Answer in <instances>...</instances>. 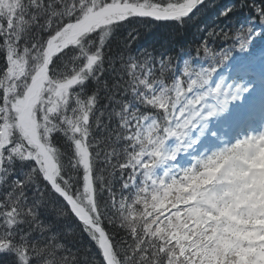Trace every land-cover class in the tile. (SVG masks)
I'll use <instances>...</instances> for the list:
<instances>
[{"label": "snow or ice", "instance_id": "obj_1", "mask_svg": "<svg viewBox=\"0 0 264 264\" xmlns=\"http://www.w3.org/2000/svg\"><path fill=\"white\" fill-rule=\"evenodd\" d=\"M246 6L264 25V3L239 5ZM208 9L230 20L237 5L217 0H0V51L6 62L0 71V125H11L0 142V254L5 264L9 258L12 264H80L79 249L73 250L69 239L77 230L93 243L99 256L94 264H201L198 247L175 236L180 230L173 218L189 205L170 204L165 194L203 170L177 172L170 162L197 143L191 139L194 130L204 135V122L215 116L224 83L209 86L217 71L211 67L186 88L179 78L169 86L154 77L155 57L147 50L143 58L134 56L131 44L140 35L135 28L140 21L172 22L168 26L183 29ZM125 24L133 27L119 42L120 51L108 55L110 38ZM255 24L219 26V33L225 39L234 36L243 49L240 33L247 30L250 41L259 35ZM25 60L46 70L52 81L43 109H35L40 132L47 131V140L39 135L38 142L16 128L12 111L27 85L12 94L17 82L11 72ZM159 63L164 64L163 53ZM102 99L108 104L101 105ZM141 106L162 114L142 113ZM172 138L178 143L169 152L165 145ZM121 141L126 142L122 149L117 147ZM157 167L165 168L162 178L155 175ZM117 179L118 197L113 190ZM124 218L142 223L131 230L121 225L127 236L117 239L105 225L115 228Z\"/></svg>", "mask_w": 264, "mask_h": 264}, {"label": "trees", "instance_id": "obj_2", "mask_svg": "<svg viewBox=\"0 0 264 264\" xmlns=\"http://www.w3.org/2000/svg\"><path fill=\"white\" fill-rule=\"evenodd\" d=\"M255 2L260 4L264 3V0H255ZM217 3L236 4L237 10L235 16L230 20L218 18L217 10L208 9L201 12L194 23L186 25L183 29H176L168 26L171 25L172 22L140 21L135 24V28L140 35L138 39L131 44V52L134 56L139 55L143 58L146 54L145 50H147V54L151 57H155V78L163 80L165 83H168L169 86L179 78L182 86L186 88L187 84L191 82V79L197 78L203 70L215 67L217 71L213 73V77L210 80V87L214 88L216 84L223 81L225 88L229 85L235 88L237 84H242L244 88L248 89L247 92L240 94L239 99L230 103L227 112L222 115L214 116L207 121L208 127L204 130L203 136L200 135L199 129L191 133V139L196 140L197 143L186 151L181 150L177 154L176 160L170 162L177 172H182L191 167L194 164L195 158L200 157L202 154H210L214 150L224 147L226 144L230 145L234 143H226L225 140L227 136L233 132V127L236 123L243 122L244 116L250 111L252 98L258 97L263 90L262 85L264 80L260 72H264V25L259 24L256 13L251 7H239L241 3L250 5L252 0H217ZM250 21L256 22L254 28L256 32H259V35H253L249 41L247 38V30L240 33V38L245 41L243 49H241L238 42L234 43V36L229 39L220 36L219 26L226 25L229 28L238 29L241 26H252L250 25ZM132 27V25L125 24V27L120 29V34L118 36L110 38L111 45L105 48V52L108 55H116L120 51L119 42L122 41L124 37H127ZM209 31H215L216 35L209 36ZM161 53L164 54V64L162 67L159 63ZM5 63L3 52L0 51V71L4 69ZM23 65L24 71L22 81H19L20 77H13L11 75L17 82L12 86V94H15L13 90L14 86L23 88L27 85L28 87V80L23 78L29 77L31 80L32 76L39 69L30 67L27 60L22 63L17 62L15 66L18 67ZM230 71L235 73L234 78L229 77ZM94 83L95 82H91L93 86ZM172 95L174 96L175 93ZM20 98L22 97H17L15 102L20 100ZM100 104L106 105L108 101L102 99ZM12 111L15 113L17 112L13 107ZM140 111L147 114H162V110L153 109L150 106H141ZM112 123L114 126L117 125V121H113ZM4 126H7L9 135L11 125H0V131ZM15 126L19 129L17 124ZM38 129L39 135V124ZM213 133H215V135H213ZM0 142H2L1 137ZM125 143V141H121L117 147L122 149ZM177 143L175 138L167 140L165 145L166 150L169 152L173 151ZM119 159H124L122 151ZM102 167V161H98L97 169H101ZM164 171V167H157L155 169V175L162 178ZM101 174L107 178V172ZM116 175L119 177V171H117ZM113 190L117 193L118 197L120 193L118 179L113 183ZM3 191L4 189L0 188V198L3 196ZM107 196L108 192L105 191L103 197L107 198ZM41 219L43 220L45 218L41 217ZM105 226L117 239L121 236H127V233L122 230L118 224H116L115 228L107 223ZM195 227L196 226L193 224L189 225L183 232L178 231L175 234L176 239L183 244H191L192 241L195 240V236L192 232H188L187 229H194ZM33 235L37 238L40 237V233H33ZM69 239L74 240V244L72 245L73 250L79 249L78 255L80 256V264H94V261L99 259L93 243L85 233L77 230V234L74 237L70 236ZM244 246H246V242L245 245H241V247ZM248 247L250 248L249 253L243 257L233 252L231 248L225 249L221 256L218 252L212 251L211 245L207 249L198 247L197 254L201 260V264H229L228 256L230 253L234 256L231 264H257L256 261L262 263V261L255 260L254 258V255L257 253V246L251 245ZM0 264H5L4 254H0ZM8 264H12L11 258L8 259Z\"/></svg>", "mask_w": 264, "mask_h": 264}, {"label": "clouds", "instance_id": "obj_3", "mask_svg": "<svg viewBox=\"0 0 264 264\" xmlns=\"http://www.w3.org/2000/svg\"><path fill=\"white\" fill-rule=\"evenodd\" d=\"M48 79L51 83V77ZM247 91L242 84L224 88L212 114H224L230 103ZM204 124L208 127L207 121ZM39 135L47 140V131ZM197 166L203 169L197 178L186 184L177 182L165 194L170 204L189 205L173 218L179 230L183 232L194 224L196 227L190 228L195 236L191 244L205 249L211 245L212 251L221 256L225 249L231 248L243 257L249 253L248 246L256 245L258 258H264V126L259 133H249L210 154H202L189 168ZM116 223L131 230L142 222L124 218ZM245 242L246 246L241 247ZM233 259L230 253L228 260Z\"/></svg>", "mask_w": 264, "mask_h": 264}, {"label": "rangeland", "instance_id": "obj_4", "mask_svg": "<svg viewBox=\"0 0 264 264\" xmlns=\"http://www.w3.org/2000/svg\"><path fill=\"white\" fill-rule=\"evenodd\" d=\"M19 68H24V65L23 66H15L13 69L14 70H18V71H20V69ZM37 74V72L32 76V78H31V81L33 80V77L35 76ZM22 76H23V73L22 72H17L16 74H14V77H20V80L19 81H22ZM17 79H19V78H17ZM30 84V83H29ZM50 84V82H49V79L48 78H46V79H44V81H43V83H42V86H41V88H40V91H39V93H38V96H37V98H36V101H35V104H37V105H39V107L42 109L43 108V106H44V104L47 102V101H45V96H44V94H45V92H48L50 89H49V87H48V85ZM18 89V87L17 86H14V92L16 91ZM30 90V89H29ZM29 90L27 91V93H24V95H23V97L20 99V100H18L17 102H15L14 104H13V108H15L16 110H17V120H18V115L20 114L19 112H21V110L23 109V107H24V104H25V98H27V95H28V92H29ZM38 99V100H37ZM49 99L50 100H52V99H54V97H49ZM34 108V107H33ZM257 115H261L260 113H258V111L256 110V111H254L252 114H251V120H253L254 118H261V117H258ZM33 113H32V121H33ZM16 120V121H17ZM264 121V117L262 118V120H261V122H263ZM261 122H260V124H259V127L260 128H262V124H261ZM33 123L35 124V122L33 121ZM35 127H36V124H35ZM25 129L28 131L29 130V124L26 122L25 123ZM21 130V129H20ZM21 132L23 133V134H25V136L27 137V135H28V132H26L25 133V131H23V130H21ZM8 135V128H7V126H4V128H1V131H0V137H1V140L3 141V139L6 137ZM254 258H255V260H260V261H262V263L261 262H259V261H256V263L257 264H264V258H258V256H257V253H256V255H254Z\"/></svg>", "mask_w": 264, "mask_h": 264}, {"label": "bare ground", "instance_id": "obj_5", "mask_svg": "<svg viewBox=\"0 0 264 264\" xmlns=\"http://www.w3.org/2000/svg\"><path fill=\"white\" fill-rule=\"evenodd\" d=\"M45 72H46V70H41L36 75L34 83L32 84V86H31V88H30V90L28 92L26 108L23 111V113L21 115V120H20V123L24 127H25V123L30 120V118H28L29 117V113H30V111L32 109V106H33V104L35 102V99H36V97L38 95V92H39V90H40V88L42 86V83L44 81ZM229 74H230L229 75L230 78H234L235 77V73L233 71H230ZM260 74H261V76H262V78L264 80V72L261 71ZM262 88L264 89V83L262 85ZM256 110L258 112H261L259 109H256ZM256 122H257V118H256Z\"/></svg>", "mask_w": 264, "mask_h": 264}, {"label": "water", "instance_id": "obj_6", "mask_svg": "<svg viewBox=\"0 0 264 264\" xmlns=\"http://www.w3.org/2000/svg\"><path fill=\"white\" fill-rule=\"evenodd\" d=\"M66 40H67V42H71V37H68V38H66ZM32 133H34L33 131V128H34V125H32ZM34 140H36L37 142H38V140L37 139H34Z\"/></svg>", "mask_w": 264, "mask_h": 264}]
</instances>
